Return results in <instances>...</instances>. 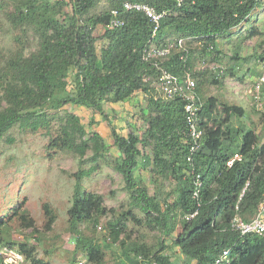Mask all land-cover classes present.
I'll use <instances>...</instances> for the list:
<instances>
[{
	"label": "trees",
	"instance_id": "1",
	"mask_svg": "<svg viewBox=\"0 0 264 264\" xmlns=\"http://www.w3.org/2000/svg\"><path fill=\"white\" fill-rule=\"evenodd\" d=\"M126 1L168 11L154 37L142 13L123 11ZM261 2L182 0L178 5L175 0H105V8L98 14L91 11L99 0H14L10 3L6 18L19 32L15 40L20 47L0 68V91L7 104L0 110V140L14 127L32 133L44 130L50 136L46 145L48 157L69 152L82 164L87 151H92L90 160L94 165L72 174L75 184L67 222L70 233L76 237L74 257L83 255L89 264H104L103 246L85 235L80 226L96 228L100 218L112 215L113 220L106 223V240L118 244L127 261L173 264L163 254V242L157 250H150L144 244L126 243L125 238H129L126 224L131 221L141 225L132 210L139 209L145 213L146 225L151 229L171 236L175 227L180 228L173 244L184 257L182 264H213L223 250L229 251L227 264H264V235L241 236L230 226L236 205L240 215L248 220L264 200V141L258 144L259 136L254 130L233 125V117L244 115L242 107L210 97L202 102L199 113V127L203 132L200 145L192 163L187 162L190 139L184 103L181 98L164 100L153 95L151 81L146 82L144 78H153L154 68L143 60L150 45L163 46L180 38L191 39L200 54L214 55L215 59L220 53L217 39L250 25L252 16L262 8ZM113 9L118 10L124 23L109 29ZM99 29L101 32L96 35ZM257 34V29H252L245 38ZM27 39L35 42V50L25 56ZM181 55L185 52L173 50L161 65L181 75L190 70V57H194L188 51L183 61L179 58ZM203 75L204 72L192 73L197 99H200ZM219 76L213 75L211 84H218ZM138 93L146 98L141 112L145 127L140 132L134 129L122 135L110 122L104 105L128 101ZM68 104L97 113L109 126L112 144L118 152L111 160L130 198V208L119 215L103 205L100 195L81 191V181L98 170L100 159L107 158L108 146L95 130L97 121L93 117L84 125L71 112L60 114V109ZM57 121L59 126L52 134V124ZM236 154L240 160L228 166ZM139 168L148 171L154 187L159 188L163 180L174 186L162 199L164 205L155 193L149 195L148 188L135 175ZM196 174L202 180L197 200L192 198ZM246 183L248 186L238 202ZM173 193L174 200L168 203ZM195 210V217L187 221L185 216ZM42 211L45 217L42 231L47 233L52 230L56 215L48 203L42 205ZM15 218L31 230L33 240L39 241L33 220L23 205H19L7 219H0V251L15 250L30 264H49L36 257V247L28 240L15 242L4 236L6 224Z\"/></svg>",
	"mask_w": 264,
	"mask_h": 264
},
{
	"label": "rangeland",
	"instance_id": "2",
	"mask_svg": "<svg viewBox=\"0 0 264 264\" xmlns=\"http://www.w3.org/2000/svg\"><path fill=\"white\" fill-rule=\"evenodd\" d=\"M13 1L0 0V68L11 55L16 54L20 47L15 40L19 32L6 18L11 8L10 3ZM261 1L262 8L259 13L252 16L250 25L241 26L230 35L217 39V50L220 53L215 59H212L210 55L200 54L195 42L187 41L185 44L186 49L193 52L194 56L190 57L192 61L190 71L192 73L204 72L200 85L201 103L214 97L228 105L242 107L244 115L233 117L231 121L235 127L254 130L259 136L258 144L264 141V114L252 106L249 98L242 92V88L250 85L258 76L264 62V0ZM105 6V0H99L97 7L91 13L98 14ZM252 29H257L258 34L246 39V33ZM100 32L101 29L96 35ZM24 44L23 54L25 56L35 50L34 41L27 39ZM217 65L222 66L224 71L219 76L218 84H211L212 76L218 74L215 69ZM153 95L160 96L155 91ZM6 106V101L0 91V110ZM145 106L146 98L138 93L128 101L105 104L104 111L118 132L126 135L129 130L135 129L140 132L145 127L141 113ZM65 112L78 116L84 125H87L92 117L97 121L95 130L108 146V155L107 158L97 162L98 170L91 177L81 181V191L100 195L103 198V205L107 209H113L115 215H119L130 208V198L125 189V183L114 169L111 160L113 156L118 155V152L112 144L107 122L97 113L92 114L81 106L65 105L60 109V114L63 115ZM59 123L57 121L52 124V134L55 133ZM44 132L40 130L32 133L14 127L0 140V219H7L14 208L23 205L28 217L34 222L37 229L35 234L39 241L33 240L34 236L30 235L31 230L25 228L16 218L6 224L4 236L15 242L28 240L36 247V257L49 264H89L85 256L76 255L74 257L72 254L76 237L68 229L67 210L71 205L75 184L72 174L79 169H88L94 165L90 160L92 151H87L82 164L76 155L69 152H57L48 157L46 145L50 136H46ZM135 175L141 178L142 184L148 188L149 195L152 196L155 193L156 198L164 205L162 199L171 192L174 186L163 180L159 188L154 187L148 171L141 170V168L136 171ZM174 197L175 193L171 194L168 203H171ZM23 200L25 203L22 202ZM44 203H48L56 215L52 230L47 233L42 231L45 222L42 211ZM132 210L137 219L141 221V225H136L131 221L126 224V234L129 235L128 239L125 238L126 243L144 244L150 250H157L159 243L163 242L165 246L163 254L168 255L173 264H182L184 257L173 244V238L180 228L175 227L171 236H167L159 229L148 227L145 213L141 210ZM112 220V215H108L99 219L96 228L81 225L80 230L103 246L104 264H132L126 260L118 244H112L106 240L108 237L106 223ZM1 257L2 263L0 264L12 263L10 260L8 263L3 254ZM73 258L75 262L72 263ZM21 264L30 263L25 260Z\"/></svg>",
	"mask_w": 264,
	"mask_h": 264
},
{
	"label": "built area",
	"instance_id": "3",
	"mask_svg": "<svg viewBox=\"0 0 264 264\" xmlns=\"http://www.w3.org/2000/svg\"><path fill=\"white\" fill-rule=\"evenodd\" d=\"M178 5L182 0H175ZM124 12H138L142 13L149 21L151 28V35L154 37L160 29L162 19L167 16L168 11H157L154 7L140 2L123 3ZM118 10L113 9L110 11V19L107 27L109 29L118 28L123 25L124 21L120 18ZM187 41H192L187 38H180L172 42H168L166 45H150L145 50L143 60L149 63L154 69V76L145 77L144 81H151V86L156 93L160 94V98L164 100H171L175 98H181L183 101V110L186 124L187 136L190 139L189 153L186 157V161L192 163L193 155L196 153L201 138L203 135L202 130L199 127L200 117L199 113L202 107L200 99H197L195 94L196 82L189 69L183 71L181 75H175L168 71L161 61L171 55L173 50H181L185 52V55H181L179 58L185 61L187 59L188 50L185 47ZM193 42V41H192ZM211 49V47H209ZM213 59V55L211 56ZM210 58V57H209ZM216 72L221 74L224 68L222 66H216ZM242 92L249 98L252 106L264 114V62L260 69L258 76L252 81V83L242 88ZM240 155L236 154L227 163L230 166L233 161L240 160ZM248 183L238 195V202L243 196ZM202 188V180L199 174H196L193 181L192 198L197 200ZM237 202V203H238ZM197 205H199L197 203ZM234 215L231 218V228L238 232L241 236L245 235H264V200H262L254 214L245 220L238 212V206H235ZM197 214V210L185 216L187 221H190ZM0 254L6 256V260H10V264H21L25 261L23 255L19 254L15 250L7 248L1 249ZM229 262V251L223 250L215 259L213 264H227ZM9 263V262H8Z\"/></svg>",
	"mask_w": 264,
	"mask_h": 264
}]
</instances>
